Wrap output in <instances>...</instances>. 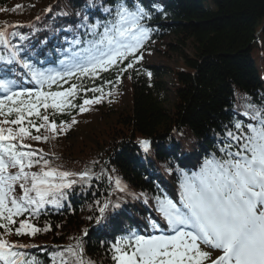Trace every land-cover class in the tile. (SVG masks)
Wrapping results in <instances>:
<instances>
[{"label": "trees", "instance_id": "1", "mask_svg": "<svg viewBox=\"0 0 264 264\" xmlns=\"http://www.w3.org/2000/svg\"><path fill=\"white\" fill-rule=\"evenodd\" d=\"M77 1L65 0L68 6ZM30 2L32 0H0V20L22 18L21 14L29 9ZM173 2L171 8L151 13L144 24L157 32L154 38L157 46H148L149 49L168 61L172 56L173 61L178 57L183 66L168 67L157 61L149 76L140 64L129 58L108 71L98 70L94 76L73 77L55 91L67 90L75 83L79 90L72 103L81 105L84 99L94 100L105 95L114 85H119L115 90L123 86L117 82L125 75L130 85L128 105L118 107L120 104H108L107 99L101 98L100 103L81 115L78 107L68 108L64 113L43 109L41 113L47 114L50 121L55 115L57 132L53 133L50 128H41L40 132L30 129L34 135L48 137L46 141L26 140L47 150L48 155H37V159L43 156L59 170L73 173L89 170L92 177L86 181H80L79 176L73 177L78 182L72 188L77 190L73 196L71 192L75 190L67 191L62 211H42L31 218L36 227H49L48 231L32 236V242L64 245L83 237L96 215L98 198L108 174L113 180L121 178L140 193L136 196L135 192L119 194L118 191L121 202L130 197L136 202L145 198L154 206L156 196L164 197L163 189L168 188L165 175L156 171L154 158L137 144L141 138L159 139L153 144L152 155L156 156L159 167L164 165L176 170V174L180 173L178 181L172 180L179 187L182 173L191 175L201 168L186 172L189 169L185 167L184 170L179 165L181 155L189 147L203 146V163L213 155L224 156L220 148L228 143L235 151L236 141L227 134L229 131L240 134L234 127L236 112L252 113L248 105L264 109V0ZM102 4L104 7L115 5L113 0H104ZM63 7L49 21L53 22L56 15L63 14ZM108 18L105 13L99 19ZM89 19V24L95 23ZM260 31L261 44L256 42ZM168 36L171 37L169 42L161 41ZM129 62L133 63L130 69L127 68ZM120 68L126 70L120 72ZM91 88H100L102 92L86 91ZM73 118L75 124H71ZM68 124L72 128L62 132ZM24 126H28L27 121ZM175 128L179 129V135L164 139ZM89 188H92V194L88 193ZM131 208L134 213H140L137 203ZM0 233L3 234V229ZM87 238L82 240L86 260L93 264H111L106 243L96 241L93 235H90L91 241ZM22 252L29 259L28 251Z\"/></svg>", "mask_w": 264, "mask_h": 264}, {"label": "snow or ice", "instance_id": "2", "mask_svg": "<svg viewBox=\"0 0 264 264\" xmlns=\"http://www.w3.org/2000/svg\"><path fill=\"white\" fill-rule=\"evenodd\" d=\"M102 10L109 18L88 24L85 16L86 34L91 39H75L72 47L63 53L57 68L40 67L25 59L24 50L12 45L9 33L0 27V45L7 50L6 55L0 54V62L21 65L31 81L39 86L18 90L17 81L9 78L8 73L0 78V91L4 93L0 95V229H3L0 264H39L35 258L27 259L25 253L18 250L26 245L14 244L8 237L35 236L48 231L47 226L36 227L31 218L38 216L46 205L61 207L67 190L78 182L73 177L79 176L80 181L92 178L89 170L73 173L51 166L43 156L37 159L35 151L24 150L31 148L24 141L48 139L32 135L31 128L36 132L41 128L57 132L55 115L50 121L47 114L41 113V107L45 112L53 109L64 113L68 108L77 107L85 112L88 109L84 105L98 104L102 96L84 99L83 104L78 105L70 99L75 98L79 90L75 83L64 91L44 89L59 86L60 81L67 82L73 77L79 79L94 76L98 70L108 71L129 58L138 61L141 57L135 53L152 31L142 22L150 18L149 12L134 0H117L114 7ZM19 39L23 41L26 37L21 35ZM132 67V62L127 63V68ZM125 70L119 69L120 72ZM86 91L102 92V89ZM247 107L252 109V119L257 123L246 127L239 121L234 124L240 134L229 131L227 135L236 141L235 151L228 143L220 148L224 156L213 155L206 159L200 170L191 175L182 173L178 203L166 196L154 198L156 211L166 221L170 234L145 236L131 232L122 236L111 246L115 264H264V109ZM33 116L44 123L37 126L35 120L28 119ZM75 123L73 118L71 124ZM139 143L147 153L150 141L140 140ZM34 166H40L39 170L31 171ZM115 185V190L127 191L118 178ZM109 203L106 200L99 207L98 223ZM150 223L154 229L158 227L154 221ZM76 239L75 247L66 249L74 259L67 261L64 253H56L52 264H93L84 259L83 243L80 238ZM205 248L219 254L213 257Z\"/></svg>", "mask_w": 264, "mask_h": 264}, {"label": "rangeland", "instance_id": "3", "mask_svg": "<svg viewBox=\"0 0 264 264\" xmlns=\"http://www.w3.org/2000/svg\"><path fill=\"white\" fill-rule=\"evenodd\" d=\"M190 53V52H189ZM180 60H178V62H179ZM181 66H183V61H181ZM123 92V91H122ZM123 93H124V97H125V99H124V101H123ZM122 94H121V101L122 102H118V101H116V100H114V99H112V97L111 98H109V99H107L108 101H107V103L108 104H115V105H117V104H120L118 107H121L122 105H124V106H126V105H128V104H126L127 102H128V100H129V97H128V95L126 94V92H123ZM124 102V103H123ZM112 108V107H111ZM115 109V108H114ZM71 127V126H70ZM72 128V127H71Z\"/></svg>", "mask_w": 264, "mask_h": 264}, {"label": "bare ground", "instance_id": "4", "mask_svg": "<svg viewBox=\"0 0 264 264\" xmlns=\"http://www.w3.org/2000/svg\"><path fill=\"white\" fill-rule=\"evenodd\" d=\"M53 1H55V0H53ZM51 3H52V1H50ZM55 4H57L58 3V1H56V2H54ZM63 9H64V11H68V8L67 7H63Z\"/></svg>", "mask_w": 264, "mask_h": 264}]
</instances>
